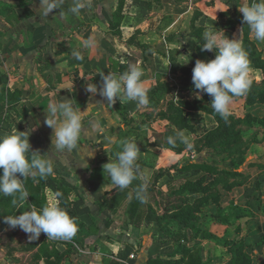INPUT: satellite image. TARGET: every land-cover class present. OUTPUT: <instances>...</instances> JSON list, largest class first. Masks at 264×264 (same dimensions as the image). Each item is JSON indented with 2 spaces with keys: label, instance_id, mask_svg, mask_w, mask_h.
<instances>
[{
  "label": "rangeland",
  "instance_id": "obj_1",
  "mask_svg": "<svg viewBox=\"0 0 264 264\" xmlns=\"http://www.w3.org/2000/svg\"><path fill=\"white\" fill-rule=\"evenodd\" d=\"M179 1L183 4L178 8V23L166 33L170 42L166 52L160 51L172 64L171 74L153 75L152 81L144 82L148 105L135 102L133 113L120 114L124 127L116 136L137 142L139 178L126 189H114L102 168L121 150L119 144L112 145L114 149L98 161L89 178L103 188L94 193L89 189L91 193L82 197L94 199L97 207H80L76 195L68 210L78 224L68 248L59 244L60 239L48 240L44 233L37 240L23 233L11 242H0V264H45L55 255L61 257V264H135L143 245L148 258L172 263L183 260L180 250L187 246L196 248L204 264H264V42L257 41L242 23L238 6L244 0L202 1L216 7L209 19L195 5L197 0ZM205 23L223 29L229 38H239L249 59L250 88L233 97L227 120L215 113L206 93L196 98L198 90L192 85V63L215 56L214 50L202 51L198 42ZM177 132L189 137L190 147L179 139L175 147L168 143ZM145 176L146 202L139 201V206L146 213L135 243L126 232L134 230L130 208ZM179 196L184 200L180 209L150 221V216L163 215L162 201L174 202ZM208 232L219 239L208 237ZM220 238L230 246L223 249L225 241Z\"/></svg>",
  "mask_w": 264,
  "mask_h": 264
},
{
  "label": "crops",
  "instance_id": "obj_2",
  "mask_svg": "<svg viewBox=\"0 0 264 264\" xmlns=\"http://www.w3.org/2000/svg\"><path fill=\"white\" fill-rule=\"evenodd\" d=\"M202 1L211 0H197L195 3L209 19L214 16L216 7L203 5ZM154 2L86 0L83 9L72 13L70 8L76 0H64L61 10L42 18L38 0H0V134L7 133L14 126L21 131L31 130L29 140L32 149L48 156L46 152L51 146L52 129L43 121L49 103L70 98L76 108L82 111L87 108L78 149L63 155L57 153L54 146L50 149L52 155L49 158L54 162L55 175L44 179L28 177L24 186L29 197L22 202V208L20 201L13 205V197L0 194V242H11L14 236L17 238L25 233L19 227L10 228L3 222L4 216L18 215L32 205L39 210L40 206H46L55 199L68 211L80 197V207H97L94 199H82L84 194L88 196L91 193L89 189L94 193L103 188L98 185V180H90V175L98 161L114 149L106 152L103 144L124 127L120 124L121 112L130 115L136 104L126 100L108 104L99 92L93 94L86 89L88 85L96 84L99 89V73L119 75L130 65L142 68L143 82L152 81L153 75L158 78L165 73L171 74L172 64L161 52L164 54L170 43L166 33L177 25L178 8L183 2L156 0L158 5ZM210 27L215 26L205 23L203 30ZM156 39L159 41L154 42ZM84 40L90 41L87 47L82 43ZM198 42L201 44L203 40L198 39ZM73 51H79L82 59L77 60ZM150 51L153 59L149 57ZM91 151L94 155L86 156ZM84 157L85 166L81 162ZM133 229L132 234L126 232V237L136 243L134 236L139 229ZM70 240L60 239L62 243L59 244L68 248ZM143 246L135 264H147L149 252L146 245Z\"/></svg>",
  "mask_w": 264,
  "mask_h": 264
},
{
  "label": "clouds",
  "instance_id": "obj_3",
  "mask_svg": "<svg viewBox=\"0 0 264 264\" xmlns=\"http://www.w3.org/2000/svg\"><path fill=\"white\" fill-rule=\"evenodd\" d=\"M64 0H38L39 15L47 18L51 14L61 10ZM86 6V0H76L72 13H78ZM242 14V23L247 25L257 41L264 42V0H244L238 6ZM227 11V10H222ZM202 51H215L212 59H196L192 69V85L196 91V98H202L201 93L211 97V107L215 113L227 120L230 115V106L233 97L244 95L250 88L249 59L246 49L239 38H229L223 29L209 28L202 33ZM87 47L89 40L82 41ZM73 56L82 59L79 51H73ZM187 63V62H186ZM141 67L130 65L122 74L99 73L101 85L87 86V91L93 94L99 92L108 104H115L117 100L135 101L141 106L149 103L148 90L144 86ZM100 103V102H97ZM101 104V103H100ZM87 115V108L81 110L73 104V99L62 98L50 102L46 107L44 124L52 129L51 146L61 155L78 149L79 139L82 134V121ZM95 127V126H93ZM103 132V129H99ZM31 130H19L12 127L7 133L0 134V194L13 197L12 204L17 201L28 200L29 193L25 189L24 181L28 177L39 176L44 179L55 175V165L48 156L39 150H33L29 140ZM179 139L187 146H191L189 137L183 132H177L175 137L169 136L168 143L175 147ZM119 144L121 150L116 159L104 163L103 174L107 176L114 189L128 188L139 177L138 155L140 148L134 140H119L113 135L107 138L103 144L106 152L112 145ZM94 153L91 151L90 155ZM84 162L85 157L81 161ZM147 176L144 182L136 189L135 198L146 202ZM59 195V193H57ZM19 209V208H18ZM3 222L10 228L19 227L29 234L30 240L39 239L44 233L48 240L71 239L78 231V224L68 211L61 207L55 199L46 206L32 205L29 210L22 211L14 216H4Z\"/></svg>",
  "mask_w": 264,
  "mask_h": 264
},
{
  "label": "trees",
  "instance_id": "obj_4",
  "mask_svg": "<svg viewBox=\"0 0 264 264\" xmlns=\"http://www.w3.org/2000/svg\"><path fill=\"white\" fill-rule=\"evenodd\" d=\"M191 165V164H189ZM133 199L132 202V206L130 208L131 211V216L133 215V217H135V220H133V224L135 228H138L139 226H141V220L143 218V216L145 215L146 211L143 210V208L141 206H139V201L138 199ZM183 198H181L179 196V199H177L176 201H172V199L167 198L166 200L162 201V209H163V215L159 216V218H156L154 216H150L149 219L150 221H156V220H162V217L167 216L170 212L174 211V210H178L180 209L182 203H183ZM147 216V215H146ZM180 223L185 224V222L180 221ZM182 230H183V234L187 235L188 234V229L184 226H182ZM208 237H214V238H218V236H216L215 234H213L212 232H208L207 233ZM221 239V238H220ZM222 241H225V243L223 244L224 246L231 244V242H226L227 240L221 239ZM180 253L183 254V257L180 262H169L170 260H166L163 259L161 257H154V258H149L147 260V264H204L200 254L197 253L196 248H188L187 246L184 247L182 250H180ZM56 256V255H55ZM51 257L48 258V260L46 261L45 264H61V257L58 256V258ZM110 264H119L118 262H112ZM228 264V262L226 263Z\"/></svg>",
  "mask_w": 264,
  "mask_h": 264
},
{
  "label": "built area",
  "instance_id": "obj_5",
  "mask_svg": "<svg viewBox=\"0 0 264 264\" xmlns=\"http://www.w3.org/2000/svg\"><path fill=\"white\" fill-rule=\"evenodd\" d=\"M134 256H135L134 254H131V255H130L131 259H133V258H134Z\"/></svg>",
  "mask_w": 264,
  "mask_h": 264
}]
</instances>
